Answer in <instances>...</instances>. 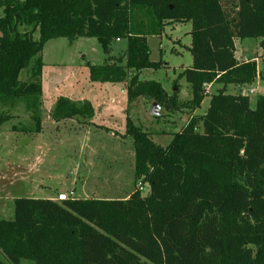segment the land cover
<instances>
[{
	"label": "trees",
	"instance_id": "obj_1",
	"mask_svg": "<svg viewBox=\"0 0 264 264\" xmlns=\"http://www.w3.org/2000/svg\"><path fill=\"white\" fill-rule=\"evenodd\" d=\"M0 8V127L22 105L35 126L27 132L40 131L41 51L53 39L94 38L104 55L125 40V63H86L89 80L125 83L128 104L145 98L180 112L187 106L178 92L139 76L162 67L150 60L147 39L189 23L191 66L177 79L189 85L193 111L206 86H220L165 147L126 118L134 183L146 195L14 199L13 219L0 220L10 264H264V96L251 109L247 95L227 93L259 76L255 60L236 59L235 42L260 39L264 59V0H0ZM25 70L29 82L20 80ZM93 114L90 103L60 97L51 115L87 122Z\"/></svg>",
	"mask_w": 264,
	"mask_h": 264
},
{
	"label": "rangeland",
	"instance_id": "obj_2",
	"mask_svg": "<svg viewBox=\"0 0 264 264\" xmlns=\"http://www.w3.org/2000/svg\"><path fill=\"white\" fill-rule=\"evenodd\" d=\"M174 25L175 30L171 34L166 27L159 37L147 39L150 60L160 62L162 67L142 71L139 80L159 82L169 94L178 92V101L187 107L180 112H165L159 108V116L155 117L150 114L151 104L154 102L141 98L132 102L129 114L125 113V117L148 132L151 140L162 147L169 144L172 134L186 125L191 117L197 116L192 114L193 109L189 105V85L184 79H177L183 69L191 66V55L187 50L191 43V25ZM37 36L35 34L34 38ZM235 44L240 61L241 57L262 58L260 39L236 40ZM125 47L126 42L123 40L112 42L109 54L111 58L107 60L108 56L103 54L94 38H77L71 45L66 39L59 38L50 40L43 46L41 58L47 66L45 71L50 65L59 72L66 71L67 66L75 67V71L80 72V66L86 62L101 65L119 61L124 55L120 54V50ZM113 57L115 58L112 59ZM20 80L29 82V70L21 73ZM79 80L82 86V80ZM211 87L213 88L206 86L207 95L216 92V85ZM252 88L238 86L234 90L229 89L227 93H245L250 98V108L254 109L257 92L248 93ZM209 99L207 96L197 110L199 115L207 110ZM8 115L10 119L0 127V220L13 219V201L17 198L53 196L55 201L56 196L61 194L58 191H61L67 196L72 193L75 197L126 199L137 189V184L134 183L133 143L130 138L125 137L126 118L123 120L118 116V120L109 119L103 124L106 129L93 125L82 127V124H78L80 119L55 125L52 115L43 106L41 130L33 133L27 132L35 126L22 105L9 110ZM73 179L78 180L74 192L70 190ZM38 183L48 188L39 189ZM82 183L83 191L80 189ZM147 192L148 187L142 185L140 193L146 195ZM0 259L5 264H10L1 252ZM20 264L33 263L21 261Z\"/></svg>",
	"mask_w": 264,
	"mask_h": 264
},
{
	"label": "crops",
	"instance_id": "obj_3",
	"mask_svg": "<svg viewBox=\"0 0 264 264\" xmlns=\"http://www.w3.org/2000/svg\"><path fill=\"white\" fill-rule=\"evenodd\" d=\"M177 25V24H176ZM166 27L170 29V34L174 32L175 25L169 24ZM165 27V28H166ZM166 35V34H165ZM167 36V35H166ZM77 40V39H76ZM76 40H73L69 42L71 43L75 42ZM118 42H121L122 40H117ZM125 41V40H123ZM126 42V41H125ZM236 48V44H235ZM126 49V47H125ZM125 49L120 50V54L125 53ZM124 51V53H123ZM110 54V53H109ZM107 55L108 58H111V56ZM237 50L235 52V57L238 61H240V58H237ZM263 55V52H262ZM123 56V55H122ZM113 57L112 59H114ZM242 60H255L257 64V71L259 73V76L255 79V81L251 85H245V86H252V89H255L254 92H257L258 96H264V81L260 79V76H264V62H262V58L258 59L256 57L247 58V57H241ZM241 60V61H242ZM122 64L125 63V59L122 58ZM87 63V62H86ZM91 64V63H90ZM102 65V64H101ZM53 66L49 65L48 70L47 66L43 63L42 68V76H41V102H42V110L43 106H45V109L48 113L52 114V111L54 110L56 101L58 98L63 97L66 99H69L73 102H88L91 104L94 114L91 119H89L87 122L78 120V124H82V127H89V125H93L95 127H103L104 129L105 122L109 121V119L118 120L117 117L121 116L124 120L125 113L129 114V111H131V104H128L127 102V93L125 89V83H93L89 80V71L88 68L85 67V63L80 66L82 69L80 72L75 71V67L67 66L65 67L66 71L59 72L58 70H55V67L51 68ZM168 67V66H167ZM70 72V73H68ZM78 72V73H77ZM79 78L82 80V86L80 83ZM47 86L45 87V85ZM245 86H240V88H244ZM238 86H229L227 87V91L229 89H235ZM210 88H213L210 86ZM216 90L220 88V86L216 85ZM166 90V88H165ZM213 93H209L210 96ZM243 95H246L243 93ZM249 97V96H248ZM141 99V98H138ZM136 99V100H138ZM205 100V99H204ZM203 100V102H204ZM250 101V98H249ZM201 103V106L203 104ZM200 106V108H201ZM198 110V109H197ZM197 110H194L192 112L193 115L201 116L197 113ZM206 112V111H205ZM77 119H69V120H63L59 122H54L55 125H59L60 123L67 122V121H74ZM126 120V119H125ZM88 123V124H87ZM114 126V125H113ZM184 126V125H183ZM182 126V127H183ZM181 129V128H180ZM41 130V129H40ZM126 130V129H125ZM33 134V133H32ZM31 135V133H30ZM36 136V135H34ZM81 153V152H80ZM83 154V153H82ZM77 171V165L75 167V172ZM78 184V180L73 179L71 182V191L74 189L76 190L77 187H75ZM39 189L48 188V186L38 183L37 186ZM81 191H83V183L81 185ZM59 193H62L61 191H58ZM74 192V191H73ZM76 192V191H75ZM85 196V195H84ZM92 199L85 197H75V195H71V199ZM36 199H42V200H51L54 201V197H43V198H36ZM95 199V198H94Z\"/></svg>",
	"mask_w": 264,
	"mask_h": 264
},
{
	"label": "built area",
	"instance_id": "obj_4",
	"mask_svg": "<svg viewBox=\"0 0 264 264\" xmlns=\"http://www.w3.org/2000/svg\"><path fill=\"white\" fill-rule=\"evenodd\" d=\"M254 90L255 89H250L248 93H254ZM137 189L139 192L142 190V184L141 183L137 184ZM71 194L72 193H70L69 196L65 195L64 193L58 194L55 198V202H61V201L69 200V199H71Z\"/></svg>",
	"mask_w": 264,
	"mask_h": 264
},
{
	"label": "water",
	"instance_id": "obj_5",
	"mask_svg": "<svg viewBox=\"0 0 264 264\" xmlns=\"http://www.w3.org/2000/svg\"><path fill=\"white\" fill-rule=\"evenodd\" d=\"M150 114L155 117L159 116V106L157 105V103L154 102L151 104Z\"/></svg>",
	"mask_w": 264,
	"mask_h": 264
}]
</instances>
